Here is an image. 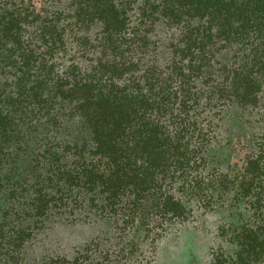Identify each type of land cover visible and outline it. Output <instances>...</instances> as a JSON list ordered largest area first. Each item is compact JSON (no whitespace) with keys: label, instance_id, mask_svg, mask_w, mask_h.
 I'll return each mask as SVG.
<instances>
[{"label":"trees","instance_id":"16d2710c","mask_svg":"<svg viewBox=\"0 0 264 264\" xmlns=\"http://www.w3.org/2000/svg\"><path fill=\"white\" fill-rule=\"evenodd\" d=\"M185 258L264 264V0H0V264Z\"/></svg>","mask_w":264,"mask_h":264},{"label":"rangeland","instance_id":"374dc122","mask_svg":"<svg viewBox=\"0 0 264 264\" xmlns=\"http://www.w3.org/2000/svg\"><path fill=\"white\" fill-rule=\"evenodd\" d=\"M191 242H190V240L188 239L187 240V245H189ZM199 254H201V257L200 258H202L204 255H203V252H201V251H199L198 252ZM178 257H179V254L177 253V254H175L173 257H172V263H174L173 261L175 260V259H178ZM170 258H168L166 255H165V259L164 260H162L160 263H162L163 261L164 262H170V260H169ZM174 259V260H173ZM187 260H189V259H187V258H185V262H182V264H187ZM203 260H204V258L203 259H200V261L202 262V264H203ZM194 264H200V262L198 261V262H196V263H194Z\"/></svg>","mask_w":264,"mask_h":264}]
</instances>
